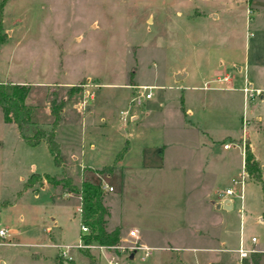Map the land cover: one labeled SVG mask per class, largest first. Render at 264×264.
Segmentation results:
<instances>
[{"label":"rangeland","instance_id":"374dc122","mask_svg":"<svg viewBox=\"0 0 264 264\" xmlns=\"http://www.w3.org/2000/svg\"><path fill=\"white\" fill-rule=\"evenodd\" d=\"M248 9L246 0H0V33L4 36L0 81L27 86L32 114L41 126L50 127L53 116L48 106L57 111L55 140L60 158L54 162L44 141L26 144L15 124L2 119L0 110V226L8 229L2 241L15 242L0 244V257L19 255L18 264H68L69 258L60 254L64 247L58 245L75 239L80 198L67 185L44 184L43 173L69 177L75 185L83 177L100 185L107 179L113 189L103 188V200H107L111 221L122 223L121 228H111H118V244H129L133 231L139 237L140 232L154 229L182 243L190 241L191 230L198 229L201 241L220 243L230 253L241 237L251 243L252 235L258 241L244 247L263 249L264 222L257 219L264 209L262 181L251 178L245 169L243 205L233 194L231 208L217 207L225 187L234 186L239 192L240 185L232 184L234 177L229 173L208 171L198 129L189 127L178 108L181 94L188 91L185 85H201L192 100L201 111V99L209 94L200 114L205 125L228 147L245 151L247 139L242 136L249 121L244 116V124L241 118L242 93L217 89L226 83L210 71L213 66L228 69L229 58L244 65L250 32ZM177 68L187 69L189 76L174 79ZM201 72L204 76L191 79ZM243 80L234 81V86ZM128 81L150 84L151 97H142V88L126 85ZM63 105L66 110L61 113ZM140 106L147 139L162 140L170 148L183 147L186 162L177 169L171 165L146 171L128 168L121 182L117 175L107 178L110 164L127 147L124 132L132 124L130 115ZM72 112L86 118L82 141L80 124ZM240 125L241 137L225 136L227 128ZM83 157L89 159V166L82 164ZM240 171L234 176H240ZM34 172L40 177H29ZM51 216L63 229L61 238H57ZM39 231L47 245L16 244L17 237L39 242ZM127 251L109 246L86 252L80 247L66 248L75 264H87L90 257L96 264H110V258L116 264H179L169 253L161 257L152 250V255L140 259L139 251L133 258H128ZM252 257L264 264V250L250 252L246 258Z\"/></svg>","mask_w":264,"mask_h":264},{"label":"crops","instance_id":"0c3cea01","mask_svg":"<svg viewBox=\"0 0 264 264\" xmlns=\"http://www.w3.org/2000/svg\"><path fill=\"white\" fill-rule=\"evenodd\" d=\"M248 2V21L246 23L247 29H249L248 39L246 40V49H245V59L244 65H236V61L232 59H228L230 62V66L228 69H223L220 66H213L211 68L212 75L215 79H218L220 82L226 83L225 86H220L217 89L224 90H234L238 89L242 93L243 97V114L241 118L243 120L244 116L248 118L249 124L245 130L244 137L247 139V144L249 145L254 157L258 163L259 171H257L258 177H251L262 181L264 185V0H246ZM217 16V13H214ZM225 63V60H220L221 63ZM237 66V69L235 68ZM204 76L203 72L193 74L192 80L198 75ZM177 75H180V78H176ZM174 79L181 80L185 79L189 76V71L183 68H177L173 71ZM244 79L242 84L239 86H234L236 80ZM126 83L129 86H140L148 84H140L133 81L132 84ZM247 83L249 86H252L256 89H259L260 93L257 97L249 102L246 101L245 94L243 91V85ZM150 85V84H149ZM151 86V85H150ZM187 90L180 96V106L179 113L181 116H184L185 120L190 124L189 127H195L198 129V133L200 136V145L202 151L205 153L204 162L208 163L209 166L208 171L213 173L216 171L217 173L225 172L229 173L231 178L235 177L238 174H234L237 170H242L243 167V153L241 149L237 146L224 147V142H221V139L216 135L214 129L208 127L204 123V117L200 115L204 111V106L206 105V99L209 94L203 96L201 101L203 100V109L199 111V109L194 108L193 92L195 89L200 88L201 85H197L194 83L185 85ZM144 97V96H142ZM151 97V96H149ZM147 98V97H146ZM205 101V102H204ZM251 102V104H250ZM49 109V106H48ZM64 105L61 107V113L64 111ZM68 109V108H67ZM66 110V109H65ZM136 112L130 115V119H133L132 124L126 125V131L124 132V140L127 143V147L122 153L119 160H115L114 163H111V172L106 174V177L109 178L111 175H117L119 181H122L123 172H125L128 168L137 170V171H146L155 168H160L163 166L171 165L172 169H177L181 165H183L186 161V152L187 150L183 147H172L169 144H165L162 140L158 142H150L147 139V132L142 129L144 123H142V119H144V108L140 106L136 108ZM50 112V110H49ZM73 113V112H72ZM51 115V114H50ZM76 121L80 124L81 127V141L83 140L82 129L83 125L86 122L85 117H79L77 114L73 113ZM32 118L36 121L35 116L32 114ZM253 120L255 124L252 123ZM241 125L239 128L230 127L225 131V136L229 135L234 139H238L241 137ZM55 134V130H54ZM222 144V146H220ZM82 152L84 155L86 154V148L81 144ZM226 150L222 152L221 150ZM82 164H88L89 159L83 157ZM119 161V162H118ZM81 164V165H82ZM81 168V166H80ZM117 172V173H116ZM241 172V171H240ZM235 175V176H234ZM250 180V178L248 179ZM247 181V180H246ZM99 183V182H98ZM47 184V182H44ZM109 183H103V188L112 190V185H108ZM43 185V184H42ZM41 185V186H42ZM110 186V189L108 188ZM69 191V190H68ZM106 194V192H104ZM211 193L209 194V196ZM79 196V195H78ZM104 198V195H103ZM103 200V199H102ZM104 205L107 206L106 214H105V223L108 225L105 226L106 229H111L114 225H119L122 227V223L120 220H112L110 217V213L108 210L107 200H103ZM64 205V204H63ZM241 205H243V197L241 198ZM67 209V206L64 205ZM105 206V207H106ZM78 214H80L78 212ZM109 216V221L106 222V219ZM54 216H51L52 218ZM257 219L261 222H264V209H262L257 214ZM80 221L75 226V239L72 242H60V245H70L74 244L81 238L83 231L80 230ZM51 224L57 226V238H61V234L59 231L63 232L61 225L58 223V220L53 218ZM47 225H45L44 229H47ZM140 232V231H139ZM12 233V231H10ZM190 241H183L182 243L173 242L164 232L153 230L151 233H139V240L145 242L146 244L153 246V250H157L159 255L166 256V254H170V257H175L176 260L179 261V264H240V256L237 251V248L240 246H248L251 243H247L244 238H240L239 246L231 248L230 250L234 253H230L226 247H223L220 243H206L201 241L198 237L200 235V230L193 229L189 232ZM189 233L187 235H189ZM13 234V233H12ZM18 235V233H17ZM186 235V236H187ZM39 242H25L20 240L17 237L16 244L21 246H27L28 244L34 245L38 244L39 246L47 245L45 241L42 240V234L39 231ZM253 236V235H252ZM9 239H11L9 237ZM120 239V237H119ZM15 244V242L10 241L6 245ZM53 245V244H51ZM81 248V247H80ZM74 249V248H72ZM76 249V247H75ZM88 250H99L97 247L87 248ZM170 250L180 251L176 254H171ZM70 251V249H69ZM101 253L102 250H101ZM152 255V253L150 254ZM18 256H3L0 257V264H18ZM129 258V254H127ZM134 254L131 258H133ZM153 264V262L151 263Z\"/></svg>","mask_w":264,"mask_h":264},{"label":"trees","instance_id":"16d2710c","mask_svg":"<svg viewBox=\"0 0 264 264\" xmlns=\"http://www.w3.org/2000/svg\"><path fill=\"white\" fill-rule=\"evenodd\" d=\"M1 26V25H0ZM1 30V28H0ZM0 33V42L3 39ZM132 84V82H129ZM0 110L2 119L6 122H13L17 127L21 139L28 145H34L39 141H44L55 163H59V145L55 140L54 130L59 116L57 111L50 106V114L53 116L49 123V128L41 126L32 118L33 107L28 102L27 86L23 83H13L0 81ZM244 165L248 173L253 177H258V163L249 145L245 146ZM38 175L34 172L30 174ZM47 183L67 185L69 191L77 192L80 198V222L86 225L87 231L81 236L84 242H96L98 244H116L118 242V228L106 230L104 227L106 208L102 202L104 191L102 185L93 182L87 177H83L79 185L71 182L69 177H55L48 173L41 176ZM87 251V248H81ZM68 264H75L72 258L68 259ZM87 264H96L93 257ZM241 264H258L257 258H242Z\"/></svg>","mask_w":264,"mask_h":264},{"label":"built area","instance_id":"2783aa9c","mask_svg":"<svg viewBox=\"0 0 264 264\" xmlns=\"http://www.w3.org/2000/svg\"><path fill=\"white\" fill-rule=\"evenodd\" d=\"M140 87L142 88V91H141L142 96H145V97L151 96L152 92H151L150 88L152 86L140 85ZM144 89H149V90L144 92ZM243 91L245 94L246 101H248V102L250 100L255 99L257 97V95L260 93L259 89H256V88L249 86V85L243 86ZM120 113H122V111ZM243 123L246 124V118L243 119ZM228 146L229 145L227 143L224 144V147H228ZM242 153H243V168L240 172L241 175L238 177H234L232 180V184H239L240 185V191L237 192L234 186L225 187L222 190L220 202H223L225 200V198H229L231 204H233V199H232L233 194H237L240 198L243 197V183H244V176L246 174L245 165H244L245 151L243 150ZM108 188L110 189V186ZM77 210L80 212V210H81L80 206L77 207ZM80 230L86 231L87 230L86 225H84L83 223H80ZM7 233H8V229L4 226H0V244L10 243L9 240H7L5 242L2 241L3 238L7 235ZM131 235H132V239L130 240V243L126 244V245L118 244V243L110 244V245L98 244V243H93V242L86 243L83 241L82 238H79L78 241L74 244L62 245V247H64V249L60 251V254L67 257V258H71V256L66 253V248H68V247H81V248L99 247V248L103 249V248L109 246V247H117V248H121V249L127 248L128 249L127 254H130V253L134 254L136 251H139L140 252L139 253L140 259H146L152 253V250L154 249V247L150 246L144 242H140L138 240V236H137L136 232L133 231V234H131ZM257 241H258V238L255 235H253L251 237V242L256 243ZM259 250H264V248L263 249H255V248L251 249V248H246L243 246H240L239 248H237V251L239 253L240 258L247 257L250 252L259 251ZM108 262L110 264H116V261L115 260L113 261L112 258L108 259Z\"/></svg>","mask_w":264,"mask_h":264},{"label":"water","instance_id":"95a60500","mask_svg":"<svg viewBox=\"0 0 264 264\" xmlns=\"http://www.w3.org/2000/svg\"><path fill=\"white\" fill-rule=\"evenodd\" d=\"M176 78H180V75H177ZM223 206L224 208H231L232 207V204L230 202V199L229 198H225V200L223 202H218L217 203V207H220V206ZM132 253L129 254V258L132 257Z\"/></svg>","mask_w":264,"mask_h":264}]
</instances>
